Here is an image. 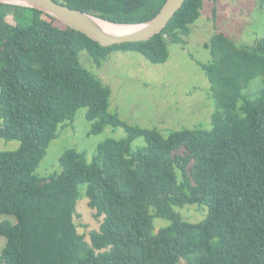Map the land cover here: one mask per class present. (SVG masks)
<instances>
[{"label": "trees", "instance_id": "trees-1", "mask_svg": "<svg viewBox=\"0 0 264 264\" xmlns=\"http://www.w3.org/2000/svg\"><path fill=\"white\" fill-rule=\"evenodd\" d=\"M105 21L152 20L166 0H53ZM205 0H186L166 27L142 42L100 46L33 8L0 3V221L6 246L0 264H264V39L236 48L224 34L204 47L199 63L214 101L210 128L171 131L130 125L109 112L111 91L79 63L86 50L96 67L113 52H134L164 64L169 44H186ZM94 122L89 134L122 128L124 139L99 144L91 163L66 150L60 174L35 176L59 126L78 110ZM142 138L146 147L134 151ZM86 185L88 207L103 218L89 240L74 222ZM203 206L199 222L177 210ZM169 225L155 232L154 219Z\"/></svg>", "mask_w": 264, "mask_h": 264}, {"label": "rangeland", "instance_id": "rangeland-1", "mask_svg": "<svg viewBox=\"0 0 264 264\" xmlns=\"http://www.w3.org/2000/svg\"><path fill=\"white\" fill-rule=\"evenodd\" d=\"M216 34H224L236 48L251 47L264 39V0H205L199 19L191 26L186 44H169V58L164 64H152L134 52H113L96 67L86 50L79 52L80 65L95 75L111 91L109 112L130 125L156 129L163 136L171 131L210 128L214 101L209 82L199 63L210 62L209 50L204 47ZM264 88V81L256 78L243 93L253 97ZM85 109L77 111L72 123L58 128L57 136L49 143L44 157L34 174L40 179L60 174L59 158L66 150L84 154L91 163L99 144L108 138L124 139L122 128L107 126L101 133L89 134L94 122L85 118ZM18 141L0 140V151H16ZM134 151L143 149L142 138L132 143ZM80 197L76 205L74 222L78 232L89 240L90 231H98L102 222L95 218V211L87 205L86 185L79 186ZM187 222H199L207 214V208L188 206L177 210ZM16 223L10 215H2L0 221ZM155 232L169 223L155 218ZM6 246V238L0 236V254ZM5 264V263H1Z\"/></svg>", "mask_w": 264, "mask_h": 264}, {"label": "water", "instance_id": "water-1", "mask_svg": "<svg viewBox=\"0 0 264 264\" xmlns=\"http://www.w3.org/2000/svg\"><path fill=\"white\" fill-rule=\"evenodd\" d=\"M186 0H166L158 14L147 23L124 25L115 24L53 0H0L2 4L18 5L41 11L71 29L84 34L100 46L109 47L122 43L142 42L160 33L183 6ZM104 23L116 26L139 27L129 34H115L108 31Z\"/></svg>", "mask_w": 264, "mask_h": 264}, {"label": "bare ground", "instance_id": "bare-ground-1", "mask_svg": "<svg viewBox=\"0 0 264 264\" xmlns=\"http://www.w3.org/2000/svg\"><path fill=\"white\" fill-rule=\"evenodd\" d=\"M104 25L106 26L105 28L112 32V33H115V34H129L135 30H138L140 28L139 27H126V26H116V25H110V24H107V23H104Z\"/></svg>", "mask_w": 264, "mask_h": 264}]
</instances>
